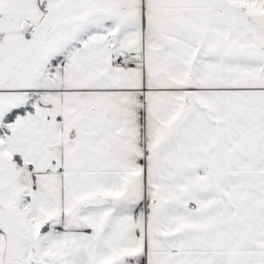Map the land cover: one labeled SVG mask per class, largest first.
<instances>
[{
	"label": "snow or ice",
	"instance_id": "6c2138e0",
	"mask_svg": "<svg viewBox=\"0 0 264 264\" xmlns=\"http://www.w3.org/2000/svg\"><path fill=\"white\" fill-rule=\"evenodd\" d=\"M0 264H264V0H0Z\"/></svg>",
	"mask_w": 264,
	"mask_h": 264
}]
</instances>
